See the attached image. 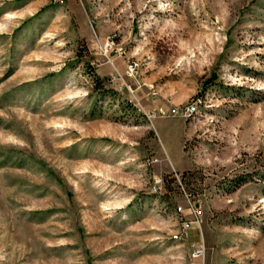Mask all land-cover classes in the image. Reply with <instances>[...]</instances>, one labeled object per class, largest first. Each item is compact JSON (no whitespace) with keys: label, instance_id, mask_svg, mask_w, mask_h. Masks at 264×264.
<instances>
[{"label":"rangeland","instance_id":"1","mask_svg":"<svg viewBox=\"0 0 264 264\" xmlns=\"http://www.w3.org/2000/svg\"><path fill=\"white\" fill-rule=\"evenodd\" d=\"M0 264H264V0H0Z\"/></svg>","mask_w":264,"mask_h":264},{"label":"built area","instance_id":"2","mask_svg":"<svg viewBox=\"0 0 264 264\" xmlns=\"http://www.w3.org/2000/svg\"><path fill=\"white\" fill-rule=\"evenodd\" d=\"M55 1L62 2V0H55ZM129 68L133 72L136 69V64L135 63L130 64ZM201 104H202V100H196L194 103L190 105H187L182 108H173L170 109L169 111L165 110L164 108H160L159 113L162 116H173V117L180 116L185 119H191L199 113V108ZM155 190H157V188ZM181 210L182 208H179V211ZM190 211L195 220L183 222L181 233L176 236L177 240H186L188 237V232L193 228V225L199 223L201 212L196 210L194 206H190Z\"/></svg>","mask_w":264,"mask_h":264}]
</instances>
